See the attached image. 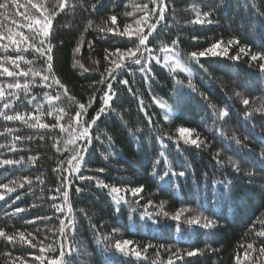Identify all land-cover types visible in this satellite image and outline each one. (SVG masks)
Here are the masks:
<instances>
[{"label":"trees","instance_id":"1","mask_svg":"<svg viewBox=\"0 0 264 264\" xmlns=\"http://www.w3.org/2000/svg\"><path fill=\"white\" fill-rule=\"evenodd\" d=\"M19 3L25 5L26 0ZM47 3L51 7V0ZM93 3L95 10L91 7ZM145 3L149 11L155 7L151 0H69L70 6L54 19L50 35L52 73L65 85L68 94L81 103L87 104L95 97L83 119L91 120L103 107L107 83L112 84L116 95L91 128V143L82 153L80 171L72 175L61 170L68 167L73 147L69 145V151H64L67 132L62 133L59 128H30L19 121L0 117V132L8 127L17 129L0 136V144L5 145L0 148V159L24 158L22 164L0 167V184L16 181L18 185L24 177L32 181L31 185L25 183L12 193L0 189L5 191V199L0 201V228L8 233H32L36 237L33 243L37 244V247L10 244L0 238V264H38L32 257L38 254L40 242L53 244V250L44 254L50 258L58 257L61 243L71 245L76 250L71 257L72 264H167L168 257L177 249L181 250L182 258L175 259L174 264H237V256L240 264H252L253 260L255 264H264V256L258 251L264 237L254 234L264 227V158L260 156L264 151V115L254 113L251 118L245 117L246 109L264 106V72L259 68L262 61H252L250 55L239 53L242 46H248L251 54L264 53V0H166L165 18L149 36L147 46L161 61L165 54L161 48L175 47L187 72L174 73L155 60L148 65L150 71L141 72L139 65L126 60L127 67L116 70L114 78L105 73V83H97L105 68L112 66L104 59L105 50L115 52L117 48L132 46L128 36L105 34L99 27L110 25L108 17L115 15L117 25L114 27L122 31L125 24H134L145 15L139 10ZM72 4L76 5L74 9ZM24 11V7L13 6L6 13L8 19L0 17L2 30L6 32L11 27L27 34V28L18 29L11 23L14 19L26 24L18 14ZM197 11L211 12L209 19L213 22L191 23ZM155 19V15L151 16L150 22ZM142 26L147 33V23ZM233 37L240 43L230 46L227 56L209 54L198 61L187 57L188 53L203 51L220 40L225 42L223 48ZM174 40L178 41L175 46ZM78 44L81 51L74 53ZM238 53V60L229 59ZM17 54L12 46L7 53L0 51V58ZM23 55L29 60L36 56L31 49ZM74 60H79L89 71L73 67ZM20 64L21 68L28 67L23 62ZM33 66L46 69L45 58L36 59ZM24 79L20 77L21 81ZM11 80L0 77V83ZM122 80H127L128 84L120 83ZM178 80L183 83L177 84ZM189 80L195 91L188 88ZM57 91L61 100L54 103L65 107L67 115L61 123H66L69 115H75L76 104L65 97L64 90L57 85L42 87L39 78L29 94V98L35 95L37 101L28 104L21 92V100L15 101L14 110L34 112V105L42 103L43 109L36 114L41 115L43 123L54 124L55 113L51 117L47 115L48 104L43 97L45 92L55 94ZM243 99H249V105H244ZM161 104L167 108L160 107ZM221 110L229 112L224 121L217 118ZM165 114L169 115L168 120ZM180 127L193 130L192 137L202 141L199 148L185 143L178 131ZM13 135L25 139L14 142ZM233 137L241 143L236 144ZM57 140L60 151L53 146ZM13 144L16 151H10ZM76 144H84V141L77 140ZM111 150L117 153L115 161L108 156ZM30 156L36 159L29 161ZM234 162L239 164V172L233 170ZM100 168L104 171H96ZM166 171L169 175L161 179ZM180 172L184 175H178ZM81 176L93 179L82 180ZM62 177L68 179L72 213H68L67 208L64 213H58L52 207L53 203H63L61 194L55 191ZM97 180L121 189L143 186V191L136 197L128 192V202L122 201L117 206L109 189L98 187ZM77 188L82 191L78 193ZM121 195L125 193L122 191ZM52 196L57 199L53 201ZM149 201L151 206H147ZM161 203L169 213L184 208L188 210L185 216H207L215 220L216 226L190 228L183 216L179 224L163 215L156 216ZM17 207L25 211L15 213ZM146 212L151 213L153 219H148ZM69 215L75 219V231L66 228L65 239L59 234L60 219H65L67 224ZM43 216L52 219H37ZM122 240L132 241L130 247L141 251L142 256L116 252L113 245ZM248 243H253L257 251L247 249ZM146 245L152 247L143 252ZM196 249L200 250L197 255H186L187 251ZM5 252H10L11 256H5ZM245 252L249 253L247 260Z\"/></svg>","mask_w":264,"mask_h":264},{"label":"snow or ice","instance_id":"2","mask_svg":"<svg viewBox=\"0 0 264 264\" xmlns=\"http://www.w3.org/2000/svg\"><path fill=\"white\" fill-rule=\"evenodd\" d=\"M151 3L155 5L151 9V11L148 10V4L145 3L142 6L139 7V10L144 12L145 15L142 16L139 19H136L134 21V24L129 23L125 24L123 27V30L121 31L119 28L114 27L117 25V17L115 15H111L108 17V21H110V25L106 27H99V31L103 32L105 34L111 33L115 36H128L130 38V41L132 43V46L127 47L126 49H120L117 48L115 52H108L106 49V55L104 59L106 61H109L110 65L109 67L105 68V72L101 73V79L97 81V83L104 84V76L105 73L108 77L114 78V73L116 70L125 68L127 65L125 64V61H129L132 64L139 65L141 72H148L150 71V68L148 65L151 64L153 60L156 61V63H163V66L169 68L172 72H176L179 70L180 72H187V68L183 66V63L181 61V54L179 51L175 50V47L173 48H161V51H163L165 54L163 56V60L161 61V58L153 53V50L147 46V42L149 39V36L156 30L158 24L164 20L165 11L167 10V4L166 0H151ZM15 6L16 9H19L21 7L25 8V11L22 13H18L23 17L27 23H21L16 20H11L12 24H15L18 29L27 28L28 33L25 34L23 31L14 30L11 27L7 28V31H3V25L0 24V42L7 41V43H0V51L7 53L12 46H14V51L18 53L15 56L11 55H5L2 58H0V77L6 76L9 78H12L10 82L7 83H0V117H3L6 121H19L25 125H27L30 128H41V129H56L59 128L60 132H67L68 138L64 140L63 148L64 151H69V145H73L71 149V155L70 158L67 160L68 167L66 169H61L63 171H68L69 175L78 173L80 171L81 162L83 161V155L82 153L87 151L86 145L91 143L92 134H91V128L96 124V122L100 119L101 114H103L106 109L110 107L109 102L113 99V97L116 95L115 91L112 88V84L109 82L107 83V88L105 91V94L103 96V107L99 109L97 114L91 118V120H84L83 117L87 115L88 108L91 107L93 100L95 97H91L87 104L81 103L78 101L74 96H70L68 94L67 88L65 85L61 83V81L56 78L55 74L52 73V50L53 45L50 40L51 35V29L53 27V21L56 18L57 15H59L61 12H64L66 8H68L69 0H51V7L48 6L47 0H26L25 5H21L19 3V0H0V17H4L5 19H8L6 13L11 10V8ZM75 4H72L71 7L74 9ZM92 9L95 10V3L91 5ZM34 9L35 12H32L31 10ZM36 13H39L37 16ZM128 16H132L133 13H126ZM155 15L156 19L154 21L150 22V17ZM211 16V12H202L197 11L195 19L191 21V23L194 24H203L205 22L212 23L213 21L209 19ZM107 23V22H106ZM147 23L148 31L145 33V28L142 26L143 24ZM88 27H92V23L89 22ZM135 36L136 40H131V38ZM82 39V38H81ZM194 39H196L194 37ZM178 43V41L174 40L172 41L173 46H175ZM239 40L235 37L229 39L227 41V46L221 47L225 44L223 40L217 41L213 43L210 47L203 51H193L187 54V57L192 60H199L200 57H205L209 54L213 56H220V55H228L229 47L232 45H239ZM89 48H91V43H89ZM32 50L36 54V56L33 57L32 60H29L23 55V53L28 52L29 50ZM143 49V50H141ZM220 49V51H217ZM81 51V47L78 46L74 49V53H79ZM147 52L148 55L145 56L144 53ZM139 53V54H138ZM239 53H244L245 55H250V59L252 61H262V63L259 64V68L262 72H264V53H257V54H251V50L248 48V46H242L239 48ZM239 53L236 56H230L229 59L238 60ZM111 57H115V59H111ZM39 58H45L46 63V69H41L39 67H35L34 62L36 59ZM20 62H23L24 64L28 65V67L21 68ZM98 63V62H95ZM7 65H11L12 67L9 68ZM81 68L84 72H88L89 69L86 68L82 63H80L79 60H74L73 67ZM47 73V74H46ZM20 77H24L25 79L23 81L20 80ZM37 78H39L40 85L45 88L52 87V84L57 85L58 88L63 89V95L67 97L70 101L74 102L77 106V110L75 111L74 116H68V120L66 123H61V121L64 120L65 115H67L65 107L59 106L55 104L54 102L61 100V94L59 91H57L55 94H50L48 92L44 93V101L48 104V110L47 115L53 116L55 113V120L56 122L54 124H47L43 123L41 121V115H37V112H41L43 109L42 103H36L34 105V112H21L14 110L15 101L21 100L20 93H23V99L27 100L28 104H32L33 101H37V97L35 95H31L29 98L31 86L37 83ZM51 80L52 84H49L48 81ZM120 83L127 85V80H122ZM182 81H177V84H182ZM187 86L189 89L195 91V86L193 85L192 81L189 80L187 82ZM6 90H7V97L12 98L8 99L6 98ZM237 96H240V93H236ZM244 105H249L250 101L249 99H243ZM142 103V101H141ZM160 107L167 108L166 105L161 104ZM9 109H12L11 112L7 111ZM254 113H259L261 115H264V106L254 108L252 110L246 109L245 111V117L251 118ZM229 116V112L227 110H221L219 111L217 118L220 121H224ZM169 119V115L165 114V120ZM30 121H34L33 123H30ZM17 129H14L12 127L5 128L4 132H0V136H3L5 133L12 134ZM181 137L184 139L185 143H191L195 145L196 147H200L202 141H199V138H193L192 137V131L189 128L180 127L178 129ZM99 139V137H96ZM22 139H25L24 137L13 135L12 140L20 141ZM27 139H31V137H27ZM40 139L43 140L44 136L41 135ZM110 139V137H109ZM77 140L84 141V144H76ZM233 140L236 144H240L241 141L237 139L236 137H233ZM60 144V141L57 140L54 147L57 148V151H60V147L58 145ZM5 145L0 144V148H4ZM16 146L13 144L10 148V151H16ZM161 156H164V153H160ZM217 156H219V153H217ZM260 156L264 158V151L260 153ZM36 157L30 156L28 157L29 161H34ZM24 162V158L21 157L20 159H0V167H4L5 165H19ZM219 162V161H218ZM233 170L239 172L240 166L238 163L232 164ZM56 171V169H54ZM96 171L103 172L104 169L100 168ZM175 174V173H173ZM169 175V172H164L161 176V179H164V177H167ZM178 175L183 176L184 173L180 172ZM82 180H91L93 177H79ZM37 180H40V177H36ZM27 183L31 185L32 181L30 177H24L23 182L19 183L17 185L16 181H12L11 184H0V189H3L6 191V193H12L16 191L17 187L23 188L24 184ZM97 186L102 188H108L109 193L113 196L114 203L119 206L120 203L123 201L124 203H127L126 195L128 192L131 193L133 197L138 196L143 191V186L134 187L131 189H121L117 186H111L104 184L103 182L97 180ZM5 191H0V201L5 199ZM55 191L57 193H60L63 198L62 204L53 203L52 207L55 209L58 213H64L65 208H67L68 213L73 212V208L69 202V192H68V179L67 177L61 178V183L56 187ZM76 191L79 193L82 191V189L77 188ZM124 192L125 195H121V192ZM51 199L55 201L57 199L56 196H52ZM137 203L139 201H136ZM152 202L149 201L147 206H151ZM35 206V205H33ZM160 211L155 213L156 216L163 215L164 217H168L174 221H176L178 224L181 222V218L183 216L184 223H186L190 228L193 226H199L204 229H211L216 226L215 220L203 216H185L184 213L188 211L187 209L181 208L178 209L174 213H169L168 211L164 210V205L161 203L159 205ZM25 209L21 207H17L15 209V213H22ZM116 211H119V207L116 208ZM146 217L148 219H153V216L151 213H145ZM144 218V217H142ZM37 219L41 220H50L51 217L43 216V217H37ZM67 224L65 223V219H60V226H59V234L62 238L67 239V234L65 232L66 228L71 229L73 232L75 231V219L73 216L69 215L67 217ZM34 221H28V223H33ZM264 223V222H262ZM115 232V229L113 230ZM258 237H264V227H262L260 230L255 231L254 233ZM28 237H31L29 239ZM0 238H3L10 244L20 243V244H27L30 247H37V244L33 243V241L36 240V237L32 235V233H25L23 231H16L13 233L6 232L3 228H0ZM105 239H107L105 237ZM133 244L130 240H122V241H116L113 245L116 252H119L121 254L130 255L134 254L137 258H140L142 256L141 251H137L136 248L130 247ZM60 251L58 257L50 258L44 255L46 252H50L53 250V244H47L44 245L43 242L39 243L38 246V254L34 255L32 259L34 261H37L38 264H45V260H47V264H72L71 257L73 256L74 252L76 251L73 249L71 245H65L64 243L60 244ZM152 247L151 245H146L143 249V252H147L148 248ZM243 247V245H242ZM247 249L252 251H257V249L254 248L253 243L247 244ZM199 249L196 250H190L186 252L187 256H195L199 252ZM259 254L261 256H264V244H262L259 249ZM5 256H11L10 252H5ZM159 256V254H157ZM181 250L177 249L176 252L172 253L168 257L167 264H174L175 259H181ZM249 258V253L245 252L244 259L247 260ZM237 264H240V257L237 256ZM252 264H255V261H252Z\"/></svg>","mask_w":264,"mask_h":264},{"label":"rangeland","instance_id":"3","mask_svg":"<svg viewBox=\"0 0 264 264\" xmlns=\"http://www.w3.org/2000/svg\"><path fill=\"white\" fill-rule=\"evenodd\" d=\"M115 154H116V155H115ZM108 156H109L110 158H113L114 161L118 159V157H117V153L114 152L113 150H111V151L109 152Z\"/></svg>","mask_w":264,"mask_h":264}]
</instances>
